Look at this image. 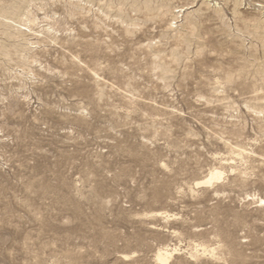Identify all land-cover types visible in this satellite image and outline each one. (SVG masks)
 <instances>
[{"label":"rangeland","instance_id":"rangeland-1","mask_svg":"<svg viewBox=\"0 0 264 264\" xmlns=\"http://www.w3.org/2000/svg\"><path fill=\"white\" fill-rule=\"evenodd\" d=\"M0 264H264V0H0Z\"/></svg>","mask_w":264,"mask_h":264},{"label":"bare ground","instance_id":"bare-ground-1","mask_svg":"<svg viewBox=\"0 0 264 264\" xmlns=\"http://www.w3.org/2000/svg\"><path fill=\"white\" fill-rule=\"evenodd\" d=\"M210 174V173H209ZM220 175H221V173L219 172V171H215V172H213V173H211L210 174V177H208V180H207V182H209L210 180H212V179H218V178H220ZM206 183V182H205ZM167 252V251H166ZM161 254V253H160ZM159 255V254H158ZM162 255H164V253L162 254ZM162 255H159V260L162 262V263H167V257H168V255H167V257H165V256H162ZM166 255V254H165ZM170 256V255H169Z\"/></svg>","mask_w":264,"mask_h":264}]
</instances>
